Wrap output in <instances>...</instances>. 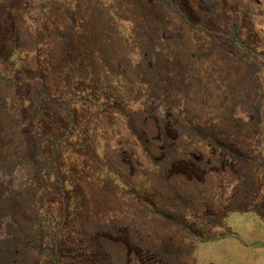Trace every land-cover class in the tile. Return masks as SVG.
I'll return each mask as SVG.
<instances>
[{
  "label": "rangeland",
  "instance_id": "rangeland-1",
  "mask_svg": "<svg viewBox=\"0 0 264 264\" xmlns=\"http://www.w3.org/2000/svg\"><path fill=\"white\" fill-rule=\"evenodd\" d=\"M0 264H264V0H0Z\"/></svg>",
  "mask_w": 264,
  "mask_h": 264
}]
</instances>
